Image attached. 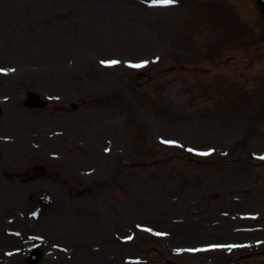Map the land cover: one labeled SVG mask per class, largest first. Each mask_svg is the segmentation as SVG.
I'll return each instance as SVG.
<instances>
[{
  "label": "rangeland",
  "instance_id": "obj_1",
  "mask_svg": "<svg viewBox=\"0 0 264 264\" xmlns=\"http://www.w3.org/2000/svg\"><path fill=\"white\" fill-rule=\"evenodd\" d=\"M256 9L253 0H0V135L14 139L0 148L21 153L24 168L56 169L39 187L63 200L22 225L32 205L3 201L13 185L0 174V264H28L12 251L27 231L44 240L38 264H246V250L208 247L264 243L263 230H227L262 225L241 221L245 213L264 216ZM27 90L50 100L46 110L22 108ZM8 230L21 236L11 242ZM196 248L207 250L186 251ZM251 250L250 262H264V245Z\"/></svg>",
  "mask_w": 264,
  "mask_h": 264
},
{
  "label": "snow or ice",
  "instance_id": "obj_2",
  "mask_svg": "<svg viewBox=\"0 0 264 264\" xmlns=\"http://www.w3.org/2000/svg\"><path fill=\"white\" fill-rule=\"evenodd\" d=\"M177 3V0H152V4L153 5H156V4H163V5H174ZM102 63H107V64H110V65H115V64H118L120 63L119 61H116V60H112V61H107V62H102ZM148 62L145 61L141 64H132V65H129L130 67H135V68H139V67H143L145 66V64H147ZM162 143H174L173 141H162ZM188 151H194L193 149H188ZM198 155H202V156H207V155H210L211 154V151L209 152H200V153H197ZM261 160H264V156L260 157ZM145 231H151V229H144ZM155 235H158V236H162V235H166V233H155ZM128 239H131V237H128ZM211 247L213 248H228V249H232V248H235V247H240V245H235V244H228V245H221V244H214V245H211ZM207 249H199V248H196V249H187L186 251H191V252H199V251H206Z\"/></svg>",
  "mask_w": 264,
  "mask_h": 264
},
{
  "label": "water",
  "instance_id": "obj_3",
  "mask_svg": "<svg viewBox=\"0 0 264 264\" xmlns=\"http://www.w3.org/2000/svg\"><path fill=\"white\" fill-rule=\"evenodd\" d=\"M29 102L32 103V104H35L36 103V99L30 98Z\"/></svg>",
  "mask_w": 264,
  "mask_h": 264
}]
</instances>
